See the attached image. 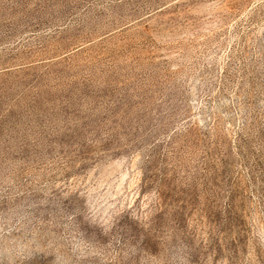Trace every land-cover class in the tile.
<instances>
[{
	"label": "rangeland",
	"instance_id": "1",
	"mask_svg": "<svg viewBox=\"0 0 264 264\" xmlns=\"http://www.w3.org/2000/svg\"><path fill=\"white\" fill-rule=\"evenodd\" d=\"M0 264H264V0H0Z\"/></svg>",
	"mask_w": 264,
	"mask_h": 264
}]
</instances>
